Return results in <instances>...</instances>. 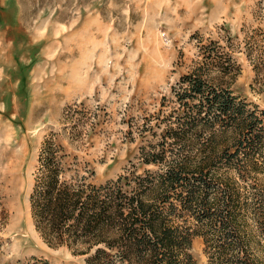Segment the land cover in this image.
I'll list each match as a JSON object with an SVG mask.
<instances>
[{
    "label": "rangeland",
    "instance_id": "374dc122",
    "mask_svg": "<svg viewBox=\"0 0 264 264\" xmlns=\"http://www.w3.org/2000/svg\"><path fill=\"white\" fill-rule=\"evenodd\" d=\"M258 30L264 0H0V264H85L86 256L48 247L30 217L49 133L88 163L95 184L132 165L152 169L138 155L153 138L137 128L164 100L174 105L172 89L200 61L201 45L216 42L230 58L223 86L264 108V72L256 77L246 45ZM68 107L78 111L73 142L62 131ZM190 252L207 263L201 238Z\"/></svg>",
    "mask_w": 264,
    "mask_h": 264
},
{
    "label": "trees",
    "instance_id": "16d2710c",
    "mask_svg": "<svg viewBox=\"0 0 264 264\" xmlns=\"http://www.w3.org/2000/svg\"><path fill=\"white\" fill-rule=\"evenodd\" d=\"M258 31L246 37L256 77L264 72ZM216 44L200 46V61L172 89L174 105L163 99L137 128L153 138L138 155L152 169L132 165L95 184L59 134L43 140L29 211L48 247L86 256L85 264H195L191 246L201 238L206 264H264V108L223 86L232 63ZM77 112L63 113L71 142L80 135Z\"/></svg>",
    "mask_w": 264,
    "mask_h": 264
}]
</instances>
